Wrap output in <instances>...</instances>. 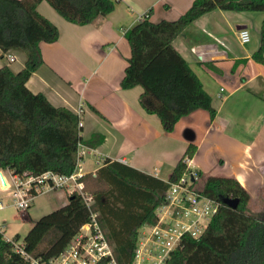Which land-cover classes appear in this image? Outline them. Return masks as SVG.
Wrapping results in <instances>:
<instances>
[{"label": "trees", "instance_id": "obj_1", "mask_svg": "<svg viewBox=\"0 0 264 264\" xmlns=\"http://www.w3.org/2000/svg\"><path fill=\"white\" fill-rule=\"evenodd\" d=\"M39 1L0 0V49L20 48L26 56L18 71L0 66V170L69 174L76 167L79 143H90L80 135L79 116L65 106L53 105L43 93L33 92L25 84L42 63L39 43L58 37L57 27L37 11ZM45 1L77 24L106 16L114 7V0ZM213 8L263 13L259 44L251 57L264 63V0H193L176 19L156 22L149 19V9L124 30L130 56L120 85H141L140 105L158 116L165 131H171L181 116L196 108L206 109L210 118L215 114L200 79L172 45L187 24ZM194 151L195 145L188 144L167 181L105 159L94 175L85 173L79 178L94 201L91 209L78 192L70 193L66 204L32 220L20 246L44 264L90 222L93 210L117 264H131L138 229L155 221V207L168 184L185 172L184 158ZM195 173L202 179L198 190L219 205L199 235L182 237L166 264H264V217L248 212V191L235 177ZM225 197L237 199L236 206L224 203ZM19 239L15 233L6 240L0 231V264H30L13 245Z\"/></svg>", "mask_w": 264, "mask_h": 264}, {"label": "crops", "instance_id": "obj_2", "mask_svg": "<svg viewBox=\"0 0 264 264\" xmlns=\"http://www.w3.org/2000/svg\"><path fill=\"white\" fill-rule=\"evenodd\" d=\"M192 1L114 0V7L106 16L77 24L64 19L47 1L41 0L36 9L57 27L58 37L39 43L42 63L25 84L31 91L43 93L53 105L65 106L79 116L80 135L90 139L89 144L81 143L76 169L80 175H94L108 159L123 168L129 166L167 181L187 145L192 143L195 151L184 158L185 167L187 163L194 171L199 170L202 177H235L249 193L248 206L258 201L257 208L263 210L264 63L251 57L259 44L261 11L213 8L192 20L172 40L209 94L215 109L212 118L206 109L196 108L181 116L171 131H165L158 116L140 105L141 85H120L130 56L124 30L149 9V19L154 22L174 20ZM241 28L249 31L245 43L238 38ZM201 43H219L226 48L227 57L199 60L193 47ZM6 52L14 59L9 61L0 49V66L7 65L13 71L21 69L26 57L23 50L13 48ZM0 171L9 180L11 172ZM48 192L43 205L37 206L39 213L66 204L70 194L65 187L35 194L28 210L21 209L22 216L31 224L36 219L30 213L36 207L34 199ZM0 228L4 237L14 235L4 233L5 225Z\"/></svg>", "mask_w": 264, "mask_h": 264}, {"label": "built area", "instance_id": "obj_3", "mask_svg": "<svg viewBox=\"0 0 264 264\" xmlns=\"http://www.w3.org/2000/svg\"><path fill=\"white\" fill-rule=\"evenodd\" d=\"M142 14L138 16L141 18ZM240 42L249 40L247 28L238 30ZM194 55L201 61L223 60L227 57L226 48L219 43H201L193 47ZM9 61L14 59L9 52H4ZM82 145L79 143L77 160ZM75 169L69 174L45 171L33 175L27 171L19 174L10 173L5 180V187L10 188L12 204L27 208L35 194L55 188L65 187L69 193L78 192L86 206L91 209L94 201L83 190L79 178L81 173ZM197 174L186 163V170L181 176L168 184L163 200L155 208V221L145 223L135 242L131 264H166L172 250L180 245L184 235H199L205 227L204 221L217 210L218 202L198 190ZM1 184V180H0ZM3 203L0 201V208ZM97 212L90 211V222L83 224L65 248L44 264H117L110 244L98 223ZM209 220V219H208ZM207 223V222H206ZM2 229L0 228V231ZM6 240L10 238L4 237ZM17 251L30 259V264H42L29 257L19 243L13 242Z\"/></svg>", "mask_w": 264, "mask_h": 264}, {"label": "rangeland", "instance_id": "obj_4", "mask_svg": "<svg viewBox=\"0 0 264 264\" xmlns=\"http://www.w3.org/2000/svg\"><path fill=\"white\" fill-rule=\"evenodd\" d=\"M5 174L8 175L7 173ZM201 181H202L201 177L198 176L197 186L201 184ZM49 194L50 192L42 193L38 195L36 199H34L36 207L33 210H30L31 216L33 218H38L39 216H41V214L44 213V211H42L43 213L42 212L39 213L37 206L43 205L44 201H46V199L49 197ZM0 200L2 203L5 204L4 207L0 208V225L1 224L5 225L4 233L10 236L12 234H15V232H19L20 238H22L26 233V231L28 230V228L31 226V223L29 222V220H27L22 216L21 209L11 205L12 199H11L9 187L0 186ZM258 205H259L258 201H255L252 204H250V206H248V212H253L254 214H258L257 216L264 217V211L262 212L259 208H257ZM250 207L254 208L255 210L251 211ZM28 208L26 210H28ZM47 210H51V209H47ZM208 219L209 218L205 219L204 225L206 224ZM144 227L145 225H143L142 229H144Z\"/></svg>", "mask_w": 264, "mask_h": 264}, {"label": "water", "instance_id": "obj_5", "mask_svg": "<svg viewBox=\"0 0 264 264\" xmlns=\"http://www.w3.org/2000/svg\"><path fill=\"white\" fill-rule=\"evenodd\" d=\"M0 180H1V184L3 186H5V180H4V177H3L2 173H1V171H0ZM223 201H224V203L228 204L231 207H235L236 204H237V199H234V198L225 197L223 199Z\"/></svg>", "mask_w": 264, "mask_h": 264}]
</instances>
